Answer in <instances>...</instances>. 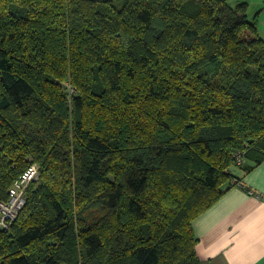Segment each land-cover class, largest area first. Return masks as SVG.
Segmentation results:
<instances>
[{
	"label": "trees",
	"instance_id": "16d2710c",
	"mask_svg": "<svg viewBox=\"0 0 264 264\" xmlns=\"http://www.w3.org/2000/svg\"><path fill=\"white\" fill-rule=\"evenodd\" d=\"M260 10L0 0V202L39 175L0 264H202L193 220L264 160Z\"/></svg>",
	"mask_w": 264,
	"mask_h": 264
},
{
	"label": "crops",
	"instance_id": "0c3cea01",
	"mask_svg": "<svg viewBox=\"0 0 264 264\" xmlns=\"http://www.w3.org/2000/svg\"><path fill=\"white\" fill-rule=\"evenodd\" d=\"M245 1L252 13L261 9L258 30L264 40V0ZM235 171L242 185L230 188L192 222L202 264H264V160L245 174Z\"/></svg>",
	"mask_w": 264,
	"mask_h": 264
},
{
	"label": "built area",
	"instance_id": "2783aa9c",
	"mask_svg": "<svg viewBox=\"0 0 264 264\" xmlns=\"http://www.w3.org/2000/svg\"><path fill=\"white\" fill-rule=\"evenodd\" d=\"M237 158H239L237 162L241 163L240 154L237 155ZM37 170L35 164L29 165L10 188L8 200L0 202V228H8L11 221L16 217L25 202L23 189L37 176Z\"/></svg>",
	"mask_w": 264,
	"mask_h": 264
},
{
	"label": "rangeland",
	"instance_id": "374dc122",
	"mask_svg": "<svg viewBox=\"0 0 264 264\" xmlns=\"http://www.w3.org/2000/svg\"><path fill=\"white\" fill-rule=\"evenodd\" d=\"M251 9L254 10L253 6H251ZM249 13H251L250 10H249ZM65 87H66V92H67L68 98H71V97L73 96V94H75V88H73L72 84H71L69 81L65 83ZM247 149H248V148H245L244 151H241V153L237 152V153L235 154V156H236L237 154H240V157H241L242 161L245 162V163H248V164H249V163H252V162H251V160H249V159L247 158V156H246V151H247ZM240 168H241L240 166H233L231 169H232L233 171H235V170H239ZM37 176H39V175H37ZM30 184H31V183H28V184L24 187V189H23V193H24V195H26V196H27V189H28V187L30 186ZM238 184L241 185L240 183H238ZM247 191H249V189H247ZM26 196H25V198H26ZM25 201H26V200H25ZM24 204H25V202H24ZM24 204H23V206H24ZM23 206L21 207V209L23 208ZM21 209H20V210H21ZM18 212H19V211H18Z\"/></svg>",
	"mask_w": 264,
	"mask_h": 264
},
{
	"label": "water",
	"instance_id": "95a60500",
	"mask_svg": "<svg viewBox=\"0 0 264 264\" xmlns=\"http://www.w3.org/2000/svg\"><path fill=\"white\" fill-rule=\"evenodd\" d=\"M250 142H252V139L250 140Z\"/></svg>",
	"mask_w": 264,
	"mask_h": 264
}]
</instances>
